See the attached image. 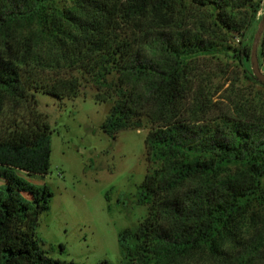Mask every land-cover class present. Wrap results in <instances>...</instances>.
Segmentation results:
<instances>
[{"label":"trees","instance_id":"1","mask_svg":"<svg viewBox=\"0 0 264 264\" xmlns=\"http://www.w3.org/2000/svg\"><path fill=\"white\" fill-rule=\"evenodd\" d=\"M262 1L0 0V264H78L44 248L53 192L28 179L50 167L37 94L75 99V72L111 103L105 134L150 124L136 196L147 211L119 232V264H264V95L209 117L202 66L249 61L242 41ZM257 58L264 73V31Z\"/></svg>","mask_w":264,"mask_h":264},{"label":"rangeland","instance_id":"2","mask_svg":"<svg viewBox=\"0 0 264 264\" xmlns=\"http://www.w3.org/2000/svg\"><path fill=\"white\" fill-rule=\"evenodd\" d=\"M263 15L264 0L242 46L251 49ZM202 66L211 71L203 81L212 93L209 117L231 110L235 99L264 95L262 86L243 77L246 70L253 73L249 61L241 65L220 57L208 59ZM75 76L83 86L73 100L59 103L37 94L39 109L48 115L51 126L50 167L47 173L28 179L48 185L53 192L49 210L39 217L37 234L54 258L78 264L103 260L119 264V232L137 225L147 211L136 196L148 168L145 137L150 124L121 130L115 137L105 134L101 124L111 103L96 102L90 83L80 73ZM194 86L202 85L197 80Z\"/></svg>","mask_w":264,"mask_h":264},{"label":"water","instance_id":"3","mask_svg":"<svg viewBox=\"0 0 264 264\" xmlns=\"http://www.w3.org/2000/svg\"><path fill=\"white\" fill-rule=\"evenodd\" d=\"M264 31V15L258 23V27L253 36V42L250 49L249 62L251 64V70L254 77H256L260 82L264 84V73L260 70L258 58H257V47L259 43L260 36Z\"/></svg>","mask_w":264,"mask_h":264}]
</instances>
